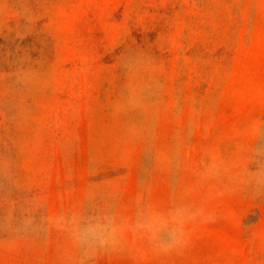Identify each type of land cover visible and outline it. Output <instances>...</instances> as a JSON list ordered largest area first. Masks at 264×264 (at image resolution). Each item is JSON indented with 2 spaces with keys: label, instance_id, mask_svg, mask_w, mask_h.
Here are the masks:
<instances>
[{
  "label": "rangeland",
  "instance_id": "rangeland-1",
  "mask_svg": "<svg viewBox=\"0 0 264 264\" xmlns=\"http://www.w3.org/2000/svg\"><path fill=\"white\" fill-rule=\"evenodd\" d=\"M0 264H264V0H0Z\"/></svg>",
  "mask_w": 264,
  "mask_h": 264
},
{
  "label": "clouds",
  "instance_id": "clouds-1",
  "mask_svg": "<svg viewBox=\"0 0 264 264\" xmlns=\"http://www.w3.org/2000/svg\"><path fill=\"white\" fill-rule=\"evenodd\" d=\"M200 217V210L185 206H170L166 211L144 206L127 232L134 238L145 241L153 252L166 254L185 242L187 227ZM111 232L110 224H95L84 229L79 238L82 242L99 240L107 238Z\"/></svg>",
  "mask_w": 264,
  "mask_h": 264
}]
</instances>
